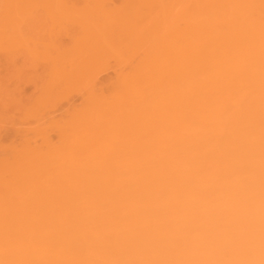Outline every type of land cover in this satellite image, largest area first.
<instances>
[{"label": "bare ground", "instance_id": "bare-ground-1", "mask_svg": "<svg viewBox=\"0 0 264 264\" xmlns=\"http://www.w3.org/2000/svg\"><path fill=\"white\" fill-rule=\"evenodd\" d=\"M124 2L0 0L41 106L84 98L0 159V264H264V0Z\"/></svg>", "mask_w": 264, "mask_h": 264}, {"label": "rangeland", "instance_id": "rangeland-1", "mask_svg": "<svg viewBox=\"0 0 264 264\" xmlns=\"http://www.w3.org/2000/svg\"><path fill=\"white\" fill-rule=\"evenodd\" d=\"M70 1L77 4L78 6H83L85 4V0H70ZM106 1L109 4V6L112 5L113 7L118 6V5L122 6L125 3L124 2L125 0H106ZM39 13H42V12H39ZM41 16L43 17L44 15L41 14ZM39 17H40L39 15L36 16L35 18L36 20H34L36 24H33L34 23L33 19H32V22L28 23V27H29L28 32L30 33V31L35 30V34L34 32H32V34L35 35L34 38H37V35H38L37 33H41V35L43 34V36L39 34L41 37L40 40H44L46 37H47L46 39H48L49 37L48 34L52 27L51 25H48L49 23L47 24L46 18L43 17L39 19ZM38 21H41V23ZM70 26L71 27L73 26V28H71ZM45 28H46V31L48 30L47 32L46 31L44 32ZM63 29L65 30L62 31L60 35H58L59 36L58 40L61 41L62 45L70 46L73 39L77 37L78 34L80 33L79 32L80 29L71 23L65 25ZM77 29H78V33L74 32ZM65 31L68 33H66ZM72 33L76 35L73 36ZM63 34L70 36V37H65ZM33 36L31 35V37ZM70 38L72 40L69 43ZM21 51L19 49L17 51H7L9 53H6V51L0 52V159L5 158V156L7 157V155L9 157L11 155L12 149L20 148L21 146H23L24 142L26 143V141L28 142L29 140H32L33 138L34 139L32 141H29L30 143L35 144V145L41 144L42 140H41L40 135H38L39 130L46 129L48 135L49 133L51 134L49 136L51 139L53 138L52 141H54L56 137L54 141L56 142L58 139V136H57V132H55L54 129L52 128L53 124H56V122L57 123L60 122L62 119H65L64 118L65 116L68 117L72 113L69 111H73L74 108H80L84 103V98L83 99L81 98L83 97L81 96V93L77 91H73L74 93L73 92L72 93L70 92V94L68 93L69 96L68 95L65 97L60 96L59 100L57 101H55L56 99L53 100V102L49 104L51 105L49 106L50 109L48 106L47 108L44 106H41V103L39 102H41L40 100L42 98V94L44 93V89H45L44 87L47 86L46 85L48 84L47 80H49L48 78L51 74L49 72V75H48V70L51 71V69L47 68L48 64L46 61L41 60V62H39L40 60L38 59L35 60L34 57L32 59V57L30 56L28 52L26 53L24 52V50L22 52ZM113 63L114 62L110 64V67L108 68V70L102 71L101 72L102 74L99 75V78H100L99 81L103 86H107V85L109 86L111 83H113V81H116L117 79L116 72L118 68L115 63L113 66ZM101 80H103V82ZM44 84L46 86H44ZM31 108H33V110H31ZM68 112L70 113L69 115H68ZM41 113L43 116L41 115ZM30 116L33 119H29ZM36 119L39 121H36ZM44 120H46L45 121L46 123L43 122ZM63 121L64 120H62V122ZM42 123H44V125L46 126L42 125ZM37 125H40V126H37ZM35 126H37L38 128H36ZM29 129H31L32 131H29ZM26 131H29V132L27 133ZM36 137H38L37 138L39 139L38 141L37 139H35ZM26 138L29 140H25ZM34 140L36 141L34 142ZM7 147L8 149H6Z\"/></svg>", "mask_w": 264, "mask_h": 264}]
</instances>
